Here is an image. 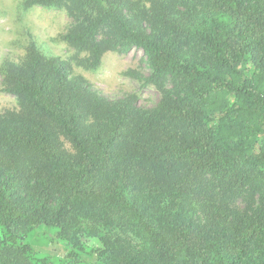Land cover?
I'll list each match as a JSON object with an SVG mask.
<instances>
[{
	"label": "trees",
	"instance_id": "1",
	"mask_svg": "<svg viewBox=\"0 0 264 264\" xmlns=\"http://www.w3.org/2000/svg\"><path fill=\"white\" fill-rule=\"evenodd\" d=\"M147 1L164 6L157 32L142 0L28 4L71 5L83 19L64 40L89 51L91 68L141 50L148 82L168 80L172 94L150 111L110 103L33 48L5 89L25 113L0 119V264H85L87 234L101 243L95 264H264V194L237 206L264 184V0H190L186 13L179 0ZM43 227L57 229L68 263L33 253Z\"/></svg>",
	"mask_w": 264,
	"mask_h": 264
},
{
	"label": "rangeland",
	"instance_id": "2",
	"mask_svg": "<svg viewBox=\"0 0 264 264\" xmlns=\"http://www.w3.org/2000/svg\"><path fill=\"white\" fill-rule=\"evenodd\" d=\"M32 0H0V119L8 120L12 116L24 114L22 101L5 92L9 87V77L13 68L26 69L29 64L31 50L36 49L44 58L59 57L69 62L71 77L82 81L91 92L106 99L110 103L128 104L150 111L155 109L165 96L172 94L170 81H163L160 85L149 83L152 68L149 59L141 50H132L128 54L106 52L102 57L100 67H90L89 51H79L65 42L64 37L76 31L83 17L79 16L72 6L64 7H28ZM140 0H132L139 2ZM145 1V2H143ZM176 10L186 13L191 9L190 0H179ZM187 3V5L185 4ZM145 10L152 11L153 17L145 23L147 31L161 29L156 24V18L163 13L164 6L156 5L158 12L152 10L153 2L142 0ZM177 5V4H176ZM126 14L130 11L126 9ZM156 15V18L154 16ZM198 13L192 15L193 19ZM252 70L246 73L251 76ZM230 99L233 101V97ZM57 139L62 151L70 156L75 155V149L70 141L56 129ZM264 144V134L259 145ZM255 188H259L257 195L239 201L237 206L241 212L246 211L251 201L258 203L264 194V184L257 178ZM254 198V200H253ZM57 229L39 228L31 233L28 244L33 253L56 257L68 263L69 251L62 241L57 238ZM91 234L83 240L89 249L84 252L80 260L85 264H95L101 243Z\"/></svg>",
	"mask_w": 264,
	"mask_h": 264
}]
</instances>
